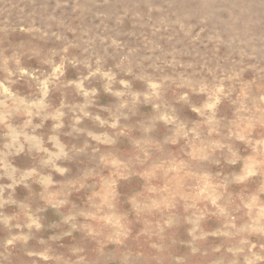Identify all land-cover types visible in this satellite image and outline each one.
Here are the masks:
<instances>
[{
	"label": "rangeland",
	"instance_id": "rangeland-1",
	"mask_svg": "<svg viewBox=\"0 0 264 264\" xmlns=\"http://www.w3.org/2000/svg\"><path fill=\"white\" fill-rule=\"evenodd\" d=\"M0 264H264V0H0Z\"/></svg>",
	"mask_w": 264,
	"mask_h": 264
}]
</instances>
